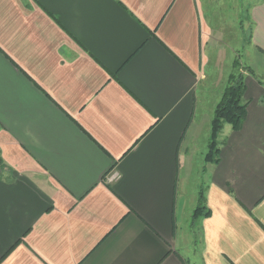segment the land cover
<instances>
[{
	"label": "crops",
	"instance_id": "1",
	"mask_svg": "<svg viewBox=\"0 0 264 264\" xmlns=\"http://www.w3.org/2000/svg\"><path fill=\"white\" fill-rule=\"evenodd\" d=\"M250 7L0 0V264H264V0ZM235 51L247 116L207 162Z\"/></svg>",
	"mask_w": 264,
	"mask_h": 264
},
{
	"label": "trees",
	"instance_id": "2",
	"mask_svg": "<svg viewBox=\"0 0 264 264\" xmlns=\"http://www.w3.org/2000/svg\"><path fill=\"white\" fill-rule=\"evenodd\" d=\"M236 67L237 62L234 63V69ZM245 94L246 85L243 75L233 72L222 98L214 111L210 142L205 157L207 162H219L220 149L218 138L225 125H231L236 131L241 129L247 116ZM0 166H2L1 157ZM209 216H211V210L207 207L205 195L202 193L199 197L198 206L193 214V223L202 218H208Z\"/></svg>",
	"mask_w": 264,
	"mask_h": 264
},
{
	"label": "rangeland",
	"instance_id": "3",
	"mask_svg": "<svg viewBox=\"0 0 264 264\" xmlns=\"http://www.w3.org/2000/svg\"><path fill=\"white\" fill-rule=\"evenodd\" d=\"M245 2H249L250 6L252 7V5L256 2V0H244ZM245 4V3H244ZM245 7V6H244ZM250 7V8H251ZM244 11H247L246 8H244ZM244 22L243 24L240 22L238 25H236V28L238 27L240 30L243 29L244 31V41H250V37H251V33H252V25L247 22V15L244 12ZM241 51H235V60L234 63L237 62V67L234 69V72L236 74H242V70H243V66L241 64Z\"/></svg>",
	"mask_w": 264,
	"mask_h": 264
},
{
	"label": "built area",
	"instance_id": "4",
	"mask_svg": "<svg viewBox=\"0 0 264 264\" xmlns=\"http://www.w3.org/2000/svg\"><path fill=\"white\" fill-rule=\"evenodd\" d=\"M116 175H117V174H115V176H116ZM115 176H114V177H115Z\"/></svg>",
	"mask_w": 264,
	"mask_h": 264
}]
</instances>
